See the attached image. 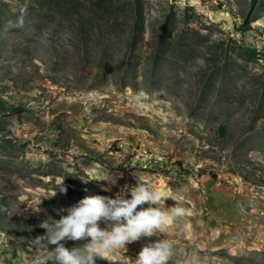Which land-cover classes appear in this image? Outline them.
<instances>
[{"label": "rangeland", "instance_id": "obj_1", "mask_svg": "<svg viewBox=\"0 0 264 264\" xmlns=\"http://www.w3.org/2000/svg\"><path fill=\"white\" fill-rule=\"evenodd\" d=\"M137 177L184 213L95 264L158 238L264 264V0H0V264H38L46 216Z\"/></svg>", "mask_w": 264, "mask_h": 264}, {"label": "clouds", "instance_id": "obj_2", "mask_svg": "<svg viewBox=\"0 0 264 264\" xmlns=\"http://www.w3.org/2000/svg\"><path fill=\"white\" fill-rule=\"evenodd\" d=\"M204 64L202 57H196L193 70ZM102 179L116 183L113 175ZM61 181L48 196L54 195L57 189L61 193L65 191ZM126 192L130 195L126 196ZM164 198L163 191L149 179L137 177L134 185L121 186L113 196L88 194L55 209L59 218L46 216L40 222L44 232L33 239L34 245L48 249L38 264H95L96 257L106 258L103 253L125 249L126 242L156 234L162 225L184 213V208L176 204L165 207L161 203ZM145 202L147 206H143ZM98 221H103L105 227L99 226ZM82 238L88 239L80 246H65L64 242L69 239ZM172 250L173 245L167 239L146 241L131 261L132 264H184L180 257L173 256Z\"/></svg>", "mask_w": 264, "mask_h": 264}]
</instances>
